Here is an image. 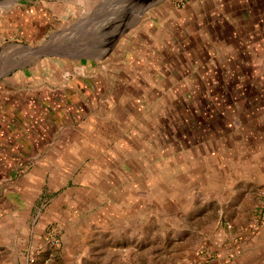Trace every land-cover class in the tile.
I'll return each instance as SVG.
<instances>
[{"label": "rangeland", "instance_id": "1", "mask_svg": "<svg viewBox=\"0 0 264 264\" xmlns=\"http://www.w3.org/2000/svg\"><path fill=\"white\" fill-rule=\"evenodd\" d=\"M46 1L0 0V18L12 19L16 4L36 7L38 12ZM139 1L144 2L132 0L133 4ZM157 1L165 0H149L147 10ZM173 2L178 8H184L187 3L186 0ZM146 7L141 10L142 16ZM14 17L20 22L32 20L24 10ZM137 25L133 23L130 28L117 30V42L113 48L121 52L116 55L117 59H122L124 52L134 54L129 48L137 41V34L133 32ZM128 34L130 38L123 43V37ZM52 38V35L47 36L38 44L19 37L2 42L0 87L16 65L24 66L31 61L39 63L43 58L54 56L49 52ZM237 41L252 53H190L193 43L183 41L172 53L149 49L144 56L147 63L148 60L161 63L155 71L156 79L162 78L165 87L170 85L164 89V94H170L169 98L164 95L165 105L155 102L156 95L152 96L151 103L146 102L152 92V87L146 85V78L153 84L155 79L126 71L110 84L113 89L110 94L100 95V100L94 101L91 114L68 126L67 133L72 141L74 136L79 140L83 135L86 140L97 130L113 132L116 140L117 132L124 129V126L117 127L118 122H123L122 125L126 122L133 128L145 123L144 112L140 111L145 108L141 105L147 104L149 113L146 115L153 121L160 111L163 113L158 119L162 133L150 128L143 130L147 136L165 142L163 151L150 152L151 161L155 163H149L147 168L144 163L148 159L140 149L133 151L132 157L129 151H117L113 167L103 169L104 172L95 179L88 174V180L96 181L90 183L85 174L94 172L90 170L94 167H87V161L71 163L69 160V183L66 182L65 186H69L68 194L72 197L84 196L92 184L96 192L104 194L107 190L104 185L109 181L119 190L116 192L118 199L122 194H144L140 212L130 215L120 207L112 210L109 207L103 215L94 214L90 223L88 214H79L90 210L84 201V209H75L76 213L70 214L71 222L78 230L69 225L62 241L57 224L48 223L44 230L41 229L40 217L44 216L42 209L47 204L40 200L35 203L30 225L26 228L23 224L19 231H2L6 224H0V239L10 242L0 248V264H26L27 260L28 264H264V40L243 38ZM141 56L142 53L132 55V60L126 56L125 66L136 68L137 63L144 67ZM81 58L89 61L101 59L92 54L63 57L67 62ZM66 73V77L71 76L76 73V68L69 66ZM173 80L175 82L171 85ZM188 85H192L195 94L193 90H187ZM174 86L179 94L174 93L176 99L172 101L168 89ZM184 95L188 102H182ZM189 112L192 117L187 118ZM188 127L192 129L188 131ZM193 139L194 143H191ZM96 140H99L98 132ZM170 141L177 143L172 150L168 144ZM81 144L79 140L78 145ZM107 154L109 151L103 147L93 158L104 159ZM128 158L134 167L121 163ZM134 169L135 175L132 173ZM126 175L134 177L132 186H140L141 193L135 188L123 189L131 183H125ZM119 204L122 206L123 202L119 201ZM74 205L65 206L62 211L74 209ZM32 218H35L34 222ZM81 218L84 221L80 226ZM52 228L57 229L56 233L47 232L45 237V230ZM54 239L59 240L57 245L53 244ZM25 246L30 250L26 260ZM236 257L237 262L233 263Z\"/></svg>", "mask_w": 264, "mask_h": 264}, {"label": "crops", "instance_id": "2", "mask_svg": "<svg viewBox=\"0 0 264 264\" xmlns=\"http://www.w3.org/2000/svg\"><path fill=\"white\" fill-rule=\"evenodd\" d=\"M148 1L133 4L132 0H48L38 8V12L35 11L36 7L16 4L13 6L12 19L0 18V44L17 37L38 44L52 35L49 52L54 55L49 59L43 58L39 63L31 61L24 66L16 65L3 79L0 87V224H6L2 231H19L23 224L24 227L30 225L33 208L40 200H45L47 204L42 209L44 216L40 217L41 229L44 230L48 223L57 224L59 229L45 230V237L47 232L56 233L57 230L61 233L62 241L71 226L78 230L71 222L70 214L76 213L75 209H84V201L90 206V210L79 214H88L90 223L93 222L94 214L103 215L109 207L111 210L120 207L124 213L130 215L140 212L145 195L122 194V198L118 199L116 192L119 190L109 181L104 185L107 188L104 194L96 192L92 184L84 196L79 194L80 198L72 197L68 194L69 186H65L68 182L69 160L71 163L87 161V167H94L90 169L94 172L85 174L87 182L90 183L96 182L94 177L103 173V169L113 167L117 151H129L132 157V152L140 149L143 151L141 154L149 161L144 163L147 168L149 163H155L151 161L150 152L163 151L165 142H158L157 137L153 139V136H147L143 130L150 128L158 134L162 133L158 119L162 118L163 113L160 111L154 117L156 121H153L146 115L149 113L147 104L141 105L145 108L140 110L144 112L140 113L144 114L145 123H139L138 128H133L126 122L124 125L121 124L123 122H118L117 127L124 126V129L121 133L117 132L116 140L113 132L97 130L95 135L86 140L84 135L79 136L81 146L78 145L77 137L74 136L72 141L68 136V126L74 121L83 120L91 112L92 105L96 103L94 101H99L100 95L103 97L110 94L113 90L110 84L116 82L117 75L122 76L126 71L139 77L150 76L155 79L153 84L146 78V85L152 87L150 99L146 102L151 103L152 96L156 95L155 102L165 105L164 95L169 98L170 94H164V89L170 85L165 87L162 78L156 79L155 71H158L161 63L157 61L159 64H156L149 60L147 63L144 56L149 49L157 53H172L183 41L194 44L190 53H252L251 50L244 49L237 40H264V0H186L184 8H178L173 0H165L153 3L147 10ZM145 7L142 16L141 10ZM22 10L32 20L17 21L14 16ZM133 23H138L133 30L137 34V41L134 47L129 48L134 50V54L132 51H128V55L124 52L123 58L117 59L116 55L121 52L113 50L117 42L116 32L119 28H130ZM125 36L123 43L130 38L129 34ZM233 39L236 41L232 43ZM257 48L262 50L263 46ZM139 53H142L140 60H144L145 66L135 63L136 68H127L124 63L126 56L132 60L131 56H139ZM87 54L101 59L89 61L81 58L77 61L71 59L69 62L63 59L64 55L75 57ZM69 66L75 67L76 73L66 77L65 72ZM174 82L173 80L171 85ZM187 90L196 93L192 85H188ZM168 91H171V99L174 101V93L179 94V91L175 86ZM183 97L182 102H188L186 96ZM189 115L187 118L192 117L191 112ZM191 129L188 127V131ZM97 132L100 141L96 140ZM191 143H194V139ZM168 144L171 150L177 146L175 141ZM103 147L107 148L109 154L104 159L93 158ZM171 158L174 161L173 155ZM132 162L131 158L121 161L134 167ZM132 173L136 174L135 169ZM88 174L93 179L88 180ZM126 176L125 183H131L123 189L135 188L141 193L140 186H132L134 177ZM80 179L83 180L81 177ZM93 192L99 194H92ZM117 200L123 202V205ZM72 203L76 204L74 209L62 211L63 207ZM34 221L35 218H32V222ZM83 221L84 218H81L80 226ZM7 245L10 242L5 243L0 239V248ZM29 251L25 246L24 260L27 259ZM237 259L238 257L233 263Z\"/></svg>", "mask_w": 264, "mask_h": 264}, {"label": "built area", "instance_id": "3", "mask_svg": "<svg viewBox=\"0 0 264 264\" xmlns=\"http://www.w3.org/2000/svg\"><path fill=\"white\" fill-rule=\"evenodd\" d=\"M58 241H59L58 239H54V240H53V244H54V245H57V244H58Z\"/></svg>", "mask_w": 264, "mask_h": 264}]
</instances>
